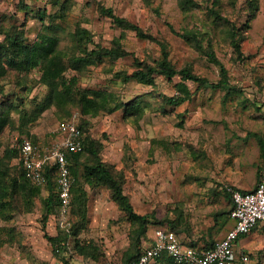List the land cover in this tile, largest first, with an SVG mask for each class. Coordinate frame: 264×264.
I'll use <instances>...</instances> for the list:
<instances>
[{"label": "rangeland", "instance_id": "1", "mask_svg": "<svg viewBox=\"0 0 264 264\" xmlns=\"http://www.w3.org/2000/svg\"><path fill=\"white\" fill-rule=\"evenodd\" d=\"M197 1L199 8L185 10L180 0H71L73 7L61 17L54 0H0V23L22 25L28 14L25 31L31 41L52 23L49 18L42 22L36 16V12L43 9L48 10L47 16L57 14L60 17L53 25L62 41V49L74 47L73 35L79 26L93 35L95 44L90 49H95V45L110 47L113 39L121 41L127 56L117 60L105 58L79 71L69 69L65 76H75L82 88L108 91L117 101L139 104L140 110L133 115L124 114L121 109L82 117L77 106H71V112L72 116L76 114L79 124L82 118L89 122L86 132L102 145L104 161L129 176L124 190L135 211L140 215H155L156 220H150L148 233L166 226L179 233L183 222L179 215L173 216L177 213L185 217L183 227L188 229L189 218L184 210H188V203L173 211L172 189L175 186L183 188L194 179L204 183L216 178L220 158L231 166L237 161L242 163L244 185L254 187L260 171H264L260 153V141L264 142V0H258L255 18L248 29L244 28L250 14L248 0H221L220 7L216 8L213 6L215 0ZM25 4L31 9H25ZM100 5L112 7L119 16L165 42L169 60L176 69L190 67L210 84L199 86L193 81L186 82L191 97L179 106H172L165 103L163 96L182 95L181 77L169 80L156 76V86L136 81L124 83L123 77L137 69L136 60L153 63L163 58V51L158 43L140 39L135 32L116 26L112 18L102 16ZM210 9L218 10L236 27L244 28L240 33L242 59L236 58L231 44L230 25L216 18ZM170 27L175 33L189 30L200 33L205 50L211 49L227 69L228 82L215 87L223 78L220 66L186 39L174 34ZM40 75V70L34 69L28 74L11 72L0 77V99L13 95L12 99L24 100V109L35 110L36 100H43L48 94V89L38 81ZM11 115L16 127L7 126L0 131V156L5 149L17 147L19 141L27 137L18 129L16 112L12 111ZM71 117L52 107L29 125L41 155L60 141V127ZM151 140L154 142L147 158L145 154ZM18 165L19 160L13 159L12 166L17 168ZM74 169L77 171L76 165ZM85 189L89 202L84 223L71 206L67 213L57 207L44 225L45 186L35 197L32 210L19 204L7 219L0 217V264H63L55 256L45 234L70 233L77 226L81 229L76 237L89 253L81 255L73 250L71 264H124L133 247L136 225L119 209L106 187L85 186ZM196 192L193 190L192 194ZM218 193L222 197L220 201L227 199L229 211L231 197L223 191ZM221 226L225 224L217 223L213 229ZM76 237L72 235L70 239L73 249ZM250 239L256 244L249 249L251 261L248 264H264V233H254ZM146 244L143 241L141 248ZM167 264L174 263L168 261Z\"/></svg>", "mask_w": 264, "mask_h": 264}, {"label": "trees", "instance_id": "2", "mask_svg": "<svg viewBox=\"0 0 264 264\" xmlns=\"http://www.w3.org/2000/svg\"><path fill=\"white\" fill-rule=\"evenodd\" d=\"M248 2L250 14L247 22L244 24L245 29L250 27L251 21L255 18L254 11L258 5V0H248ZM53 3L59 7V16L61 17H65L73 7L71 0H54ZM180 5L185 10L200 7L197 0H180ZM220 5L221 0L214 1L213 6L215 8L220 7ZM24 6L25 9H31L28 4ZM210 11L216 18L230 25L229 37L231 38V44L234 47L236 58L242 59L243 51L240 33L243 32L244 28L236 27L227 17H223L218 10L210 9ZM99 12L102 16L112 18L116 26L122 30H131L136 33L138 38L156 42L162 48L163 58L159 61L149 63L136 60L137 69L132 74L123 77L124 83L136 81L142 85L156 86V76H162L169 80H173L177 76L181 77L182 83L179 86L182 95L179 97L163 96L165 103L172 106H179L191 97L192 92L186 82L193 81L199 86L210 84L207 78L196 75L190 67H183L180 70L176 69L169 60V53L165 42L153 34L145 32L128 19L119 16L112 7L100 5ZM47 13V9L36 12V16L42 22L46 18H49L52 23L46 26L44 32L39 33L34 41L29 40L28 36H26L25 26L28 14L22 25L6 26L4 23H0V77L4 78L11 72H16L20 75L28 74L34 69H39L41 75L38 81L48 89L46 97L40 101L36 100L34 103L36 105L35 110L24 109L26 103H23L24 100L19 97H15V99H12L13 95L1 97L0 131L7 126L16 127L11 115L12 111H15L18 115V129L24 135H27L25 138L31 139L34 144L36 140L31 135L29 125L35 123L42 112L52 107H57L58 111H62L67 117L72 116L71 106H77L82 117H94L101 112L111 113L121 109L124 111V114H136L140 110L138 103L129 104L117 101L116 96L111 92L82 88L78 85L79 80L75 76L69 78L65 76L69 69L79 71L82 70L81 67L86 68L98 61H103L105 58L117 60L127 56L128 53L123 49L121 41L113 39V44L110 47L95 45V49H90V46L95 44L93 35L88 29L79 26L73 35L74 47L72 49H62V41L57 34V29L53 25L59 16L57 14L47 16ZM170 28L174 34L186 39L194 48L206 55L210 61L220 66L223 78L218 84L214 85L215 87H221L228 82V79H226L227 69L211 49L205 50L200 33L189 30L180 34L175 33L172 27ZM20 103H23L22 106H20ZM82 119L83 122L79 124L84 134L82 151L67 154V158L71 164V174L74 179L71 190L72 207L81 223H84L88 214L89 202L85 186H89L90 188L106 187L110 190L111 196L118 204L119 209L125 213L131 223L136 225L133 247L127 253L124 263L132 264L144 251V248H141L142 242L148 236L150 220H156V217L152 214L140 215L135 211L130 196L124 190L126 183L124 171L120 169L116 170L112 164L104 161L103 157H101L102 145L98 140L87 134L86 130L89 122L84 118ZM22 140L19 141L17 147L5 149L0 156V217L4 219H7L19 204L24 209L32 210L35 197L39 194L41 188L26 178L24 166L20 159V144ZM260 152L264 159V142L262 141H260ZM13 159H18L20 162L17 168L12 166ZM75 165L77 166V171L74 169ZM80 169H82L81 172ZM44 173L47 176V184L45 185L47 196L44 200L42 217L43 224L45 225L55 209L57 207L61 208V201L57 194V168L54 162H50L44 167ZM225 192L231 197V201H233L232 194L227 189ZM231 209L228 211L229 216ZM80 229L81 226L73 227L70 233L60 231L56 236L45 234V237L52 244L55 256L63 264H71L70 257L73 250L81 255H88L89 253L87 247L82 245L76 237ZM72 235L77 238L74 249L70 243ZM213 245L205 248H211ZM91 257H95V255ZM168 261H172V259L164 255L155 264H167Z\"/></svg>", "mask_w": 264, "mask_h": 264}, {"label": "built area", "instance_id": "3", "mask_svg": "<svg viewBox=\"0 0 264 264\" xmlns=\"http://www.w3.org/2000/svg\"><path fill=\"white\" fill-rule=\"evenodd\" d=\"M76 114L60 127L61 138L42 155L31 139L23 138L20 144V159L24 166L26 178L37 186L47 184L44 167L54 162L57 168V194L61 201V209L67 213L72 206L74 179L68 153L82 151L84 134L77 122ZM232 194L233 208L230 217L234 226L227 237L215 242L211 248L186 246L179 236L167 229H155L154 243L144 248L141 256L132 264H155L164 255L170 257L175 264H247L249 255L236 250L238 239L253 229H264V178L257 187L249 191H241L228 187Z\"/></svg>", "mask_w": 264, "mask_h": 264}, {"label": "crops", "instance_id": "4", "mask_svg": "<svg viewBox=\"0 0 264 264\" xmlns=\"http://www.w3.org/2000/svg\"><path fill=\"white\" fill-rule=\"evenodd\" d=\"M152 140L148 143L147 153L145 154L146 156H148V154L151 155L152 143L154 142ZM131 158L132 157L130 156L129 160ZM147 158H149V156ZM212 164L215 165L214 162ZM219 165L220 171H218L219 174L216 176V178H211L209 181L207 180L204 183H202L198 179H194L193 183H188L186 185L187 187L185 186L181 188L179 186H175L172 189V194H174L172 196L173 211L177 207H181L182 205L184 206L188 203V210H184H186L187 213L186 218H189V225L188 229L185 230V228L183 227L185 223V217H182L181 214L177 213V215L173 214V216L176 218L179 215V217H181L180 221L183 222V224L180 223L182 225L178 228L179 233H176L174 230L168 228L167 226L165 228L167 230L170 229L171 231L176 233L182 243L188 247L193 246L196 248H205L212 246L215 243L212 242L213 240L219 241L220 239L222 240L226 238L228 231L234 226V220L230 218L228 213L229 203L227 199L224 202L223 200L220 201L222 197L218 192H225L228 187H232L234 189L242 191L253 190L264 178V171L261 172L258 169V171H260V177L256 185L254 187L244 185V183L242 182L244 169L241 162L237 161L233 164V167L230 165V162H228L227 160L224 161L222 160V158H220ZM148 171L150 170L148 169ZM148 173L149 172H147L146 174ZM127 178L129 180L128 175L126 177V180ZM193 190L197 192L195 194H192ZM231 207H233V201L231 202ZM230 220L231 223H229ZM217 223L225 224V226L213 229V227H215ZM154 231L152 230V232L147 233L148 239L145 240V244H147L146 246H144V248L154 243ZM260 232L264 233V229L261 227H257L250 233L242 235L236 243V250L238 254L241 252L249 255L251 261V253L249 249L254 248L256 241L252 243L250 238L252 234H259Z\"/></svg>", "mask_w": 264, "mask_h": 264}]
</instances>
